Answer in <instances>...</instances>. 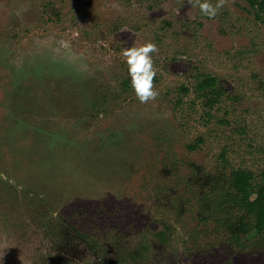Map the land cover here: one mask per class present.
Listing matches in <instances>:
<instances>
[{"label":"rangeland","instance_id":"obj_1","mask_svg":"<svg viewBox=\"0 0 264 264\" xmlns=\"http://www.w3.org/2000/svg\"><path fill=\"white\" fill-rule=\"evenodd\" d=\"M255 14L245 0L214 18L188 0H0V264H101L58 235L63 222L120 257L150 235L139 264H264V232L233 245L211 223H175L159 189L166 166L184 179L233 168L242 186L264 167ZM146 42L158 95L140 103L121 94L122 50ZM201 75L224 93L211 109ZM165 222L162 244L151 234Z\"/></svg>","mask_w":264,"mask_h":264},{"label":"trees","instance_id":"obj_2","mask_svg":"<svg viewBox=\"0 0 264 264\" xmlns=\"http://www.w3.org/2000/svg\"><path fill=\"white\" fill-rule=\"evenodd\" d=\"M245 1L256 10L255 18L264 25V0ZM122 86L121 94L128 92L129 80L125 79ZM195 88L203 106L208 109L218 104L224 94L217 88V79L210 75L198 77ZM195 148H197L195 144L188 145L190 150ZM164 168H167L166 175L169 177L160 176L164 178L159 189L172 193L166 206L171 210L175 223L184 222L185 219L205 226L211 223L214 233L224 234L225 239L233 245L240 244L243 236L264 232V167L257 176L250 171L245 172L244 186L240 184V172L233 168L227 173L208 172L197 179L192 176L184 179L178 174L177 168L167 166ZM62 224L64 226L59 224L55 226L58 235L61 237L64 235L63 238L68 237L82 244L92 255L97 256L101 264H139L149 253L150 235L144 234L135 248L129 250L124 257H120L108 253V248H112V244H105L99 238L74 226H66V222ZM168 224L169 222H165L161 230L152 233V240L162 244L168 242L170 231ZM57 263L60 264L59 261Z\"/></svg>","mask_w":264,"mask_h":264},{"label":"clouds","instance_id":"obj_3","mask_svg":"<svg viewBox=\"0 0 264 264\" xmlns=\"http://www.w3.org/2000/svg\"><path fill=\"white\" fill-rule=\"evenodd\" d=\"M188 2L193 7H199L201 15L209 18H214L218 9L223 5V0H216L215 5L209 0H188ZM157 50L156 44L152 42H146L140 47H128L122 50L131 89L140 103L153 100L158 95V92L153 88L156 72L150 55Z\"/></svg>","mask_w":264,"mask_h":264}]
</instances>
